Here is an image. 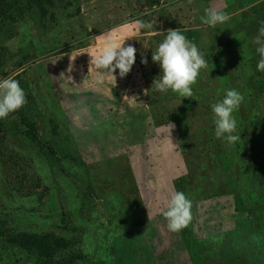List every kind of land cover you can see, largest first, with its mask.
Wrapping results in <instances>:
<instances>
[{
  "label": "rangeland",
  "instance_id": "1",
  "mask_svg": "<svg viewBox=\"0 0 264 264\" xmlns=\"http://www.w3.org/2000/svg\"><path fill=\"white\" fill-rule=\"evenodd\" d=\"M152 1L67 0L57 3L52 19L32 9L23 20L0 25V78L26 84L39 136L54 151L44 155L25 138L16 112L0 120V221L7 231L0 237V264H39L8 239L20 232L79 238L86 259L77 264H199L196 245L207 239L214 254L225 250V259L227 245L244 244L248 254L228 259L230 264H264V191L238 162L241 139L229 147L214 137L209 146L215 149L219 142L223 150L212 151L207 161L202 150L211 105L227 89L244 98L234 113L237 127L264 124V72L257 71L252 43L258 34L253 10L261 2L157 0L152 6ZM206 9L226 11L230 19L210 28L201 21ZM137 20L153 29L136 31ZM175 29L197 44L208 68L192 86L191 98L166 97L152 109L146 86L159 68L151 55ZM109 39L136 49L131 71L123 78L114 73L115 81L100 76L94 63ZM179 126H186L180 141ZM254 141L245 148L257 147ZM199 163L197 178L184 180ZM182 179L184 185L176 188L174 182ZM173 191L192 202L195 244L168 232L166 220L155 213ZM247 217L261 229L253 234L242 229L240 242L235 222L245 226ZM231 233L235 241L228 243Z\"/></svg>",
  "mask_w": 264,
  "mask_h": 264
},
{
  "label": "clouds",
  "instance_id": "2",
  "mask_svg": "<svg viewBox=\"0 0 264 264\" xmlns=\"http://www.w3.org/2000/svg\"><path fill=\"white\" fill-rule=\"evenodd\" d=\"M230 19L226 11L206 9L201 17L203 24L215 29ZM136 31L152 30L151 23L137 20L134 24ZM255 53L259 57L257 71L264 72V26L258 29L257 36L252 41ZM124 44V43H123ZM118 47L109 39L107 40L103 54L98 56L94 63L100 76L110 75L115 81L114 73L119 77H125L135 63L136 49L132 46ZM152 62L158 66L159 75L153 80L152 88L161 94L169 92L177 94L181 98L193 96V85L202 70L208 68V61L197 44L189 40L181 29L168 30L162 42L151 55ZM142 63H147L142 59ZM243 96L235 89H227L223 98L211 105L212 123L216 139L223 141L229 147H233L241 139L237 134V120L234 113L239 111L243 102ZM27 103L26 93L14 78H0V120H4L10 114L19 111ZM192 202L180 191H173L167 200L164 209L159 207L155 213L161 214L166 220L167 231L180 233L192 220Z\"/></svg>",
  "mask_w": 264,
  "mask_h": 264
},
{
  "label": "trees",
  "instance_id": "3",
  "mask_svg": "<svg viewBox=\"0 0 264 264\" xmlns=\"http://www.w3.org/2000/svg\"><path fill=\"white\" fill-rule=\"evenodd\" d=\"M23 1L27 0H0V25L3 24H10L8 21L10 20H16L20 18V20H23V15L27 12H30V10H35L36 12H39L42 19H46L47 17L53 18V10L57 3L65 2L67 0H29V5H26L23 3ZM157 0H153L151 5L155 6L157 5ZM254 18L256 25L258 29L261 26H264V2L259 5L256 9L253 10ZM11 22V21H10ZM9 37L12 35V32L5 31ZM152 46L153 44H149ZM1 65V64H0ZM160 73H155L150 75V81L148 85L146 86L147 90V97H146V105L152 109H159L160 108V102L166 99V97L169 98L170 101L177 100L180 101V98L177 94L169 92L167 94H161L157 92L154 88H152L153 80L159 75ZM149 80V79H148ZM23 82V81H22ZM24 83V82H23ZM257 87H259V83H256ZM25 93H26V99L27 103L26 105L21 108L19 111L16 112V115H18L20 126L24 130L25 138H27L30 142L35 144L41 151H44V155L52 156L54 154L53 149L48 145L47 143H44L42 141V138L39 136V127L35 121V108L32 105L33 100L32 96L30 95L29 91L27 90L26 84H23L21 86ZM182 99V98H181ZM212 123V122H211ZM211 123L209 125L208 129H205L203 131V134L205 135V140H202L203 142V152H207V157H203L206 161L210 158H212V151H216L217 155L221 154V151L223 150L222 143H217L214 147H210L209 143L211 142V139H214V130L210 129ZM260 121H253L246 125H239L237 127V132H240L241 140L240 144L242 146V159H238L242 166V170L245 174L250 177V180L253 184L257 186L258 189H261V191H264V124H260ZM50 124L52 127V133L54 135H58L57 129L58 127L55 125L54 121H50ZM163 125L167 124V122L163 121ZM213 124V123H212ZM186 126H179L177 128L178 130V136L179 141L181 138H183L185 133ZM202 134V136H203ZM204 138V137H203ZM255 140L254 144L257 147L249 148L247 150L245 148L246 143L248 140ZM243 142V144H242ZM215 154V155H216ZM216 158V157H215ZM202 165L200 166V163L196 165V171L193 174L187 175L184 180L187 182L191 179L192 181L197 178L198 169H202ZM225 175V174H223ZM203 178V177H202ZM174 182L175 186L179 184L180 186L184 185V180ZM198 181H200L198 179ZM197 181V182H198ZM177 188V186H176ZM184 189V188H183ZM261 201L264 205V198L261 196ZM234 204H240V200L238 197L234 198ZM249 214L252 216V211L249 212ZM247 215V213H246ZM248 221L247 224L244 226L242 221H236L235 222V232L236 237L238 235V232L244 231L246 233V230L248 229L252 234L254 229L259 231L260 226L258 224L257 220H254L253 218L248 220V217L244 220ZM242 223V224H241ZM240 228V229H239ZM7 231L4 229L3 223L0 221V237H7ZM234 232V233H235ZM192 223L190 221L189 225L184 228L179 234L181 235V238L183 241L187 243V245H190L189 240H192L193 244L197 243L195 242V238L192 236ZM191 237V238H190ZM228 243L229 241H235L233 240L232 233L229 234ZM238 237L241 239L244 238L242 234H239ZM190 238V239H189ZM8 239L11 241V243L17 244L25 250L26 252L34 255L36 257V260L39 264H77L79 260H85L86 256L83 253V250L81 248L78 249V247L81 245V240L79 238H72V239H66L64 237H58L54 235L53 233H47V234H32L27 232H20L16 235H12V237H8ZM207 241H210L207 239ZM202 240V243L199 245H196V249H200V253L198 254L199 258V264H230L228 259L234 258L236 260L241 259L245 257L248 254V250L245 249L244 244L240 246V248H236L235 245L230 248V246L227 245V255L230 257L228 259H225L226 253L225 250L220 252L219 254H214L213 251L208 248V242ZM211 242V241H210ZM235 243V242H234ZM264 257V256H263ZM202 259V260H201Z\"/></svg>",
  "mask_w": 264,
  "mask_h": 264
},
{
  "label": "crops",
  "instance_id": "4",
  "mask_svg": "<svg viewBox=\"0 0 264 264\" xmlns=\"http://www.w3.org/2000/svg\"><path fill=\"white\" fill-rule=\"evenodd\" d=\"M262 3V2H264V0H258V2L257 3ZM248 3V2H247ZM244 10H240L239 12H243Z\"/></svg>",
  "mask_w": 264,
  "mask_h": 264
}]
</instances>
